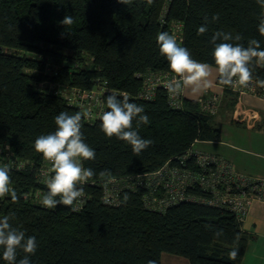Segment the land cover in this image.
<instances>
[{
  "label": "trees",
  "instance_id": "trees-1",
  "mask_svg": "<svg viewBox=\"0 0 264 264\" xmlns=\"http://www.w3.org/2000/svg\"><path fill=\"white\" fill-rule=\"evenodd\" d=\"M217 13L219 20L209 24L208 33L197 35L203 17L211 20ZM262 14L256 0H154L150 5L134 0L128 6L119 0H0V147L29 163L24 170L10 169L18 199L0 198V218L14 213L11 223L36 236L32 264H160L163 252L189 264H240L249 235L229 210L190 201L152 210L144 206L140 188L124 189L119 204L108 205L102 202V183L152 172L166 162L179 165L176 158L195 142L220 137L211 124L214 114L198 99L183 96L181 107L172 108L162 88L151 99L137 97L143 84L138 74L171 73L157 34L175 35L194 59L214 66L208 43L212 33H239L245 46L255 38L264 47L257 30ZM65 15L73 17V24L60 23ZM253 76L262 86L264 66L257 65ZM72 87L103 89V102L108 94L126 93L149 116L150 123L138 132L153 144L137 155L126 142L106 136L100 119L87 121L80 107L56 92ZM60 112L82 114L85 142L96 152L95 160L83 161L95 172L88 180L94 184L83 186L86 200L77 211L63 205L48 209L34 198L36 190L42 196L47 192L36 176L44 158L34 141L55 131ZM190 191L202 194L197 187ZM215 229L225 235L217 239ZM233 249L235 260L229 258ZM23 255L19 252L18 259ZM0 264H6L2 250Z\"/></svg>",
  "mask_w": 264,
  "mask_h": 264
},
{
  "label": "clouds",
  "instance_id": "clouds-1",
  "mask_svg": "<svg viewBox=\"0 0 264 264\" xmlns=\"http://www.w3.org/2000/svg\"><path fill=\"white\" fill-rule=\"evenodd\" d=\"M120 3L131 5L134 0H119ZM138 3L152 4L154 0H137ZM264 10V0H256ZM257 30L264 36V14L259 18ZM219 14H214L209 20L205 15L203 24L198 27L197 35L203 36L209 31V24L217 22ZM71 15H65L60 22L64 26L73 24ZM160 54L166 58L172 77L166 82L168 93L177 97L186 90L194 96L207 92L216 82L227 87L247 88L254 79L253 72L257 65L264 66V47L255 38H249L247 45L242 42L243 37L237 33L214 31L208 41L212 46L213 65L194 59L188 48L178 43L175 35L168 32L157 34ZM264 86V81H259ZM106 111L99 119L101 130L109 138L126 142L132 152L139 155L153 144L151 139L141 137L138 132L140 125L150 123L142 105L130 101L125 94H108L105 98ZM56 129L54 132L39 135L34 141V149L42 154L44 160L51 164L50 174L44 183L47 192L43 194L41 204L48 209H55L60 205L73 206L84 195V185L95 172L86 168L83 161L95 160L96 152L85 142L82 129V114L77 112L70 115L60 112L55 116ZM137 127H133V121ZM10 169L7 165L0 166V198L10 196L13 201L18 199L16 190L11 186ZM108 173L101 172L100 175ZM15 214L10 213L0 218V250L2 260L6 264H32L31 256L35 255L39 241L34 235H26L24 230L14 226L11 221ZM211 227V226H209ZM214 236L219 239L225 235L223 229H215ZM23 252L18 259V253ZM238 251L229 252V258L235 260ZM147 264H156L155 260H148Z\"/></svg>",
  "mask_w": 264,
  "mask_h": 264
},
{
  "label": "built area",
  "instance_id": "built-area-1",
  "mask_svg": "<svg viewBox=\"0 0 264 264\" xmlns=\"http://www.w3.org/2000/svg\"><path fill=\"white\" fill-rule=\"evenodd\" d=\"M176 27L180 31V25ZM172 75V73L163 71H148L138 74L142 78L143 84L137 97L151 99L156 90L162 88L166 91L169 105L172 108L181 107L184 94L173 97L165 87ZM230 88L239 94L248 91L261 95L264 91V86H259L253 80L247 88L239 86ZM56 92L61 93L68 103L80 107L85 119L89 122L99 120L102 112L106 111L102 99L103 89L86 90L72 87L62 88ZM198 100L201 102L202 108L211 114L217 111L219 98L216 95H204ZM176 160L179 165L166 162L152 172L105 180L102 183V202L108 205H118L120 193L124 189L135 191L140 188L144 190L143 203L148 209L163 211L178 202L190 201L225 208L242 223L249 213L252 201L264 199V177L251 176L239 171L232 161L222 155L191 146ZM3 165H7L9 169L24 170L29 163L13 157L8 148L0 147V166ZM30 165L35 169L32 164ZM50 169V162L44 159L41 165L36 168V176L45 186L44 180L48 178ZM86 184H94V182L87 181ZM196 187L201 190L202 194L190 191ZM34 198L41 202L42 193L40 190H36ZM85 200L86 194L84 193L81 200L69 207L75 211L80 210Z\"/></svg>",
  "mask_w": 264,
  "mask_h": 264
},
{
  "label": "crops",
  "instance_id": "crops-1",
  "mask_svg": "<svg viewBox=\"0 0 264 264\" xmlns=\"http://www.w3.org/2000/svg\"><path fill=\"white\" fill-rule=\"evenodd\" d=\"M235 93L225 92L218 82L198 96L190 90L184 92L188 99L213 94L220 101V117L215 113L211 119V124L220 130L219 139L199 140L193 147L224 156L243 173L264 177V91L261 95ZM241 228L249 239L240 264H264V199L252 201Z\"/></svg>",
  "mask_w": 264,
  "mask_h": 264
},
{
  "label": "rangeland",
  "instance_id": "rangeland-1",
  "mask_svg": "<svg viewBox=\"0 0 264 264\" xmlns=\"http://www.w3.org/2000/svg\"><path fill=\"white\" fill-rule=\"evenodd\" d=\"M50 67H48V72L50 71ZM45 83H41L39 84L38 86L39 87H44ZM219 100H218V109H219ZM218 109L217 111L215 112L216 115L218 117H220V114L218 113ZM214 113V114H215ZM225 124V122H223V125ZM160 264H189L187 259H185L184 257H181V256H178V255H174V254H170V253H167V252H163L161 254V263Z\"/></svg>",
  "mask_w": 264,
  "mask_h": 264
}]
</instances>
